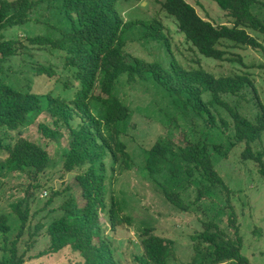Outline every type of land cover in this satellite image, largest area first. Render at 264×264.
I'll use <instances>...</instances> for the list:
<instances>
[{"label":"trees","instance_id":"1","mask_svg":"<svg viewBox=\"0 0 264 264\" xmlns=\"http://www.w3.org/2000/svg\"><path fill=\"white\" fill-rule=\"evenodd\" d=\"M42 1L45 0H0V152L5 154L0 162V177L5 174H24L35 182L27 186L24 199L10 206L9 213H0V264L25 263L27 258L24 254L18 255V246L23 241L29 243L31 250L37 249L40 243L45 244V249L38 257L53 256L68 247L79 254L83 264H117L112 245L104 237L103 225L99 223V213L108 211L110 230L131 225V219L117 202H111L109 208L106 205V197L111 190L107 182L128 170L131 161L125 144L118 138L117 130L130 118V110L117 99L113 91L121 75H125L129 82L147 78L153 81L169 95L180 98L183 105L191 106L210 129L215 124L208 105L224 107L233 120V138L244 147L242 160L256 163L264 178L263 153L252 151V145L264 138V102L257 100V114L253 121H249L232 112L221 100V95L241 97L240 93L245 88L255 92L248 73L216 78L199 64L196 70L186 71L171 59L169 68L163 69L157 63L147 64L131 58L126 54L124 39V25L130 26L131 23L121 21L115 8L118 0H50L48 9H56L66 19L65 28L50 26L55 32L57 29L61 33L60 38L28 34L24 40L17 36L4 38L5 33L14 28L23 29L34 24L30 19L31 14ZM213 2L231 20V25L217 26L200 18L185 0H164L160 8L175 21L185 42L201 57L224 61L227 54L225 49H221L224 42L234 47L259 51L264 57L262 43L248 33L250 30L264 41V22L253 13L257 4L264 5V0ZM154 25L155 28L153 26L145 35L160 39L161 25ZM41 48L65 53L62 66L74 82L68 80L60 84L67 90L74 88L70 98L55 95L54 91L38 94L29 90L30 87L27 90L15 89L2 79L3 76L9 80L13 78L17 70L9 75V70L16 69L12 64L16 63L20 67L18 59L31 56L32 50L41 51ZM227 61L242 65L240 58ZM43 63L36 60L35 68L31 70L33 78L58 76L54 65ZM21 73L19 70L18 74ZM204 94L210 95V100L205 103L202 101ZM93 102L104 109L102 118L92 112ZM44 113L53 118L52 127L37 123V133L42 139L57 140L59 132L53 128H65L69 140L66 142L62 168L68 173L83 170L62 192L55 194L71 193L65 202L52 209L53 212L61 210L63 215L52 218L46 227L42 221L31 222L33 215L29 216L27 208L22 210L27 198L40 186L36 182H39V177L45 173L50 162L46 150L26 139L22 131L31 127L36 118ZM147 153L144 168L156 180V176L161 175L169 163L170 149L155 142ZM182 157L189 173L190 166L197 168L210 183V188L220 186L224 189V209L235 238L234 243L221 242L216 224L204 223L203 230L192 236L193 258L189 264H250L241 255L240 249V221L244 219L231 205L237 193L223 185L213 167L206 144L202 140L188 143ZM164 193L171 203L183 211H190V207L197 205L203 197L198 189L194 201L185 206L178 201L176 193ZM139 237L141 261L144 264H167L170 247L164 238L155 235L150 228L143 229Z\"/></svg>","mask_w":264,"mask_h":264},{"label":"rangeland","instance_id":"2","mask_svg":"<svg viewBox=\"0 0 264 264\" xmlns=\"http://www.w3.org/2000/svg\"><path fill=\"white\" fill-rule=\"evenodd\" d=\"M11 1V0H7ZM164 0H118L115 8L124 25L125 51L131 58L150 64L157 63L163 69L169 68L171 59L186 71H193L200 67L214 77H228L248 73L253 81L255 92L249 88L243 89L239 96L221 95L232 112H236L249 121H253L257 114V100L264 102V57L261 52L253 51L242 46L234 47L224 42L221 49L227 54L224 61L206 59L185 42L184 37L177 30L175 21L166 16L160 4ZM58 2V1H56ZM191 5L197 15L214 25H231V20L220 11L213 0H185ZM50 0L42 1L31 14V26L14 28L5 33L4 38L17 36L24 40L28 36H47L60 38L61 33L56 28L67 27L66 19L56 9H48ZM253 13L264 22V5L257 4ZM42 21L43 23H37ZM37 23V24H36ZM48 23V24H47ZM155 23L161 25V34L155 39L146 36ZM24 33V34H23ZM248 33L258 39L264 47V41L252 31ZM32 50L31 56L18 59L20 67L8 71L9 75L16 70V75L9 78L2 77L15 89L32 90L38 94L54 91L53 94L70 98L74 92L64 89L60 82L74 80L70 73L63 69V52L47 49ZM172 57V58H171ZM240 58L242 65L228 62L230 59ZM36 60L43 64L50 63L57 68L55 78L35 76L31 70L35 68ZM41 61V62H40ZM22 63H24L22 65ZM22 65V66H21ZM27 65V66H25ZM21 68V69H20ZM23 74H18V72ZM22 70V71H21ZM12 77V76H11ZM114 95L130 110V118L124 125H119L118 138L125 144L130 155L129 169L107 182L110 192L106 197L107 208L110 203L120 206L121 210L131 219L129 227L110 230L108 211L99 213V223L103 225L104 237L110 242L117 264H144L140 245V233L145 228L153 230L154 234L166 240L170 247L167 264H189L193 258L192 236L203 230L204 223H215L220 231L221 242H235L233 229L227 222L224 209V189L220 186L210 188V183L204 178L201 170L190 166L182 157L183 150L188 143L203 141L211 154L213 167L222 180L226 189L233 191L236 197L231 205L241 219L239 237L241 255L250 264H264V178L258 171V166L252 161H243L241 153L243 145L233 138V120L224 107L208 105L215 126L210 129L199 114H195L191 106L183 105L180 98L169 95L161 86L148 78L129 82L125 75H121L114 86ZM255 100H254V99ZM209 94L202 96V101L208 102ZM92 112L102 118L104 109L96 102L92 103ZM53 118L44 113L36 118V122L22 131L24 137L43 147L49 154L50 162L45 173L39 177L40 186L34 189V194L27 198L22 210H26L31 222L42 221L45 227L52 218L63 215L56 209L65 202L71 194H63V188L83 170L65 172L62 168L66 142L69 140L65 128L54 127L58 130L57 140H45L37 133V123L50 127ZM264 136V135H263ZM110 138H113L109 134ZM189 141V142H186ZM158 142L170 149L169 163L163 173L153 180L145 170V159L148 150ZM252 151L263 153L264 138L252 145ZM5 154L0 152V162ZM109 175V173L107 174ZM35 182L24 174H8L0 177V213H9L10 206L25 197L27 186ZM203 193L197 205L190 207V211H183L176 204L171 203L164 191L176 193L178 201L183 205L191 204L197 190ZM33 192V190H30ZM51 201V202H49ZM244 214V215H243ZM237 222V221H236ZM215 231V229H211ZM28 249V250H27ZM45 249V244H39L37 249L31 250L29 243L23 241L18 246V255L24 254L27 260L24 264H83V259L70 248H65L53 256L37 255ZM31 257V259H29ZM223 264V263H222Z\"/></svg>","mask_w":264,"mask_h":264}]
</instances>
